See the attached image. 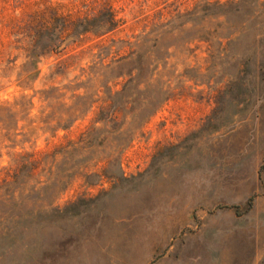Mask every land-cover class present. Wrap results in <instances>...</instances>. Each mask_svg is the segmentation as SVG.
<instances>
[{"label": "rangeland", "instance_id": "1", "mask_svg": "<svg viewBox=\"0 0 264 264\" xmlns=\"http://www.w3.org/2000/svg\"><path fill=\"white\" fill-rule=\"evenodd\" d=\"M102 1L124 21L31 78L23 49L0 55V182L29 153L41 167L0 204V264H264V0ZM126 70L140 85L106 117ZM87 130L89 147L54 153Z\"/></svg>", "mask_w": 264, "mask_h": 264}, {"label": "trees", "instance_id": "2", "mask_svg": "<svg viewBox=\"0 0 264 264\" xmlns=\"http://www.w3.org/2000/svg\"><path fill=\"white\" fill-rule=\"evenodd\" d=\"M78 4L80 3L73 0L56 2L50 0H1L0 25L2 30L0 35V55L7 52L10 45L25 51L27 60L24 63V67L26 66L27 72L22 73L24 80L33 76L31 71L34 62H38L40 57L48 51L78 42L89 33L95 36H102L117 28L124 21V18L118 16L115 7L108 1L86 0L83 2L84 7H80ZM10 5L13 7L12 9ZM17 9L19 10L17 11ZM128 43L131 44L133 42L129 41ZM63 44L64 46H62ZM128 58L129 54H124L117 58L116 61L122 60L118 62L119 64L110 66L111 62L108 63L107 68L110 69L111 74L113 73L114 75L115 69L124 65L125 61L129 60ZM138 58L139 64L135 67L141 73L143 70L148 69L149 65L141 63L140 56ZM28 64L32 67L28 68ZM154 69L155 67H153ZM125 73H130V77L124 84V87L111 92L108 98L105 99L107 104L104 107L102 106V109L107 108L106 117L119 118L122 108L117 106L115 101L119 100V96L126 89H133L136 85H140V82L138 84L135 83L139 73L132 75L133 70L129 72L128 70L119 71L116 75L120 77L125 75ZM57 88L58 86H53L51 90H44L46 93L45 97L49 98L51 93H53L52 91H55ZM73 95L78 98L81 97L75 93ZM97 100L98 98H93L90 106ZM71 109L73 110L69 114V116L71 115L69 122L66 120L67 122L61 123V120H59L57 127L62 126L67 128L79 117V114H76L78 108L70 106L69 110ZM3 116L0 113V120ZM89 134L90 130L84 131L80 134L78 140H71L66 145L56 148L54 153L65 152L71 148L75 150L80 147H89L91 145V140L88 138ZM28 155L18 168L14 170L13 174L9 173L4 176L2 182H0V204L6 203L14 207L15 204L25 198L24 192L29 194V190L35 189V185H30L28 179L21 178L24 171L30 177L34 176L40 167V159L35 158L33 153H29ZM50 168H52V165ZM46 180L38 179L37 182H46ZM7 212H0V219L9 221L14 213L7 216Z\"/></svg>", "mask_w": 264, "mask_h": 264}]
</instances>
